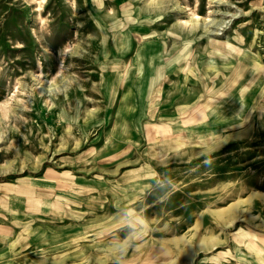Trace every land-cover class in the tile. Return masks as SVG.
<instances>
[{"label":"rangeland","instance_id":"rangeland-1","mask_svg":"<svg viewBox=\"0 0 264 264\" xmlns=\"http://www.w3.org/2000/svg\"><path fill=\"white\" fill-rule=\"evenodd\" d=\"M226 248L264 264V0H0V264Z\"/></svg>","mask_w":264,"mask_h":264},{"label":"crops","instance_id":"crops-1","mask_svg":"<svg viewBox=\"0 0 264 264\" xmlns=\"http://www.w3.org/2000/svg\"><path fill=\"white\" fill-rule=\"evenodd\" d=\"M251 262H255V253L245 249L235 253L231 248H226L208 255L203 253L199 264H250Z\"/></svg>","mask_w":264,"mask_h":264},{"label":"bare ground","instance_id":"bare-ground-1","mask_svg":"<svg viewBox=\"0 0 264 264\" xmlns=\"http://www.w3.org/2000/svg\"><path fill=\"white\" fill-rule=\"evenodd\" d=\"M211 27V26H210ZM208 28V27H207Z\"/></svg>","mask_w":264,"mask_h":264}]
</instances>
